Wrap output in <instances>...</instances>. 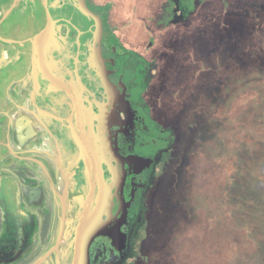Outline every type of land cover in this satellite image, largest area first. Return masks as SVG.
Wrapping results in <instances>:
<instances>
[{
	"label": "flooded vegetation",
	"instance_id": "obj_1",
	"mask_svg": "<svg viewBox=\"0 0 264 264\" xmlns=\"http://www.w3.org/2000/svg\"><path fill=\"white\" fill-rule=\"evenodd\" d=\"M83 1L101 19L100 33L78 8ZM110 6L0 0V264H72L77 227L101 191L90 179L96 164L114 196V216L119 195L126 202L120 230L128 242L121 257L111 238L98 237L92 264H104L106 254L114 256L108 264H137L142 229L160 226L149 221L151 197L182 161L195 124L158 112L147 90L161 60L116 42ZM179 10L172 6L173 23L186 19ZM98 49L103 69L91 62ZM114 175L119 189L111 187Z\"/></svg>",
	"mask_w": 264,
	"mask_h": 264
},
{
	"label": "rangeland",
	"instance_id": "obj_2",
	"mask_svg": "<svg viewBox=\"0 0 264 264\" xmlns=\"http://www.w3.org/2000/svg\"><path fill=\"white\" fill-rule=\"evenodd\" d=\"M110 1L116 42L162 61L147 90L158 112L195 124L151 197L149 221L166 229H142L139 256L264 264V0Z\"/></svg>",
	"mask_w": 264,
	"mask_h": 264
},
{
	"label": "water",
	"instance_id": "obj_3",
	"mask_svg": "<svg viewBox=\"0 0 264 264\" xmlns=\"http://www.w3.org/2000/svg\"><path fill=\"white\" fill-rule=\"evenodd\" d=\"M78 8L85 16L96 21V26L100 33L102 31L101 19L89 10L85 1L81 2ZM53 25L54 22L49 16L48 30H51ZM42 37H44V35H41L38 40H41ZM37 41L36 44L38 45L40 42ZM94 54L95 55L92 56L91 60L94 68H105V62L101 53V49H98V51L95 50ZM92 169L94 175L93 177L90 175V179L93 180L94 178L93 184L97 182L101 188V191L98 195V200L94 211L92 209L90 210V205L88 204L77 227L74 236L72 264H92L90 251L93 243L98 237L111 238L114 242L116 251L121 254V257H123V252L128 242V235L120 230L121 222L127 219L126 202L122 199V196L119 195L120 203L119 206H117L118 213L116 216H114V196L110 193V191H108V185L104 180L102 166L100 164H96V166L94 165ZM121 182V177L119 175H114V181L111 187H117V189H119L118 187L120 186ZM104 216H107L109 221H104Z\"/></svg>",
	"mask_w": 264,
	"mask_h": 264
},
{
	"label": "trees",
	"instance_id": "obj_4",
	"mask_svg": "<svg viewBox=\"0 0 264 264\" xmlns=\"http://www.w3.org/2000/svg\"><path fill=\"white\" fill-rule=\"evenodd\" d=\"M179 21H180V19H176V22H179ZM160 222L161 221H159V223H158L160 225L158 227V229H160V231H163L164 229H166V227L163 226ZM154 251H155V249H152L151 251H148L144 257H141V256L138 255V257H140L141 259L139 260V262L137 264H168L169 258H167L165 256V254L162 255L161 252H159L158 249H157V252H154Z\"/></svg>",
	"mask_w": 264,
	"mask_h": 264
}]
</instances>
